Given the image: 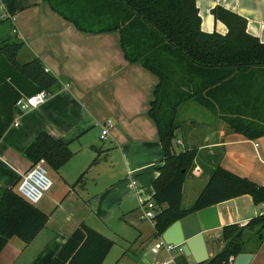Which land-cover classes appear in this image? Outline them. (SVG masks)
<instances>
[{
	"label": "crops",
	"instance_id": "1",
	"mask_svg": "<svg viewBox=\"0 0 264 264\" xmlns=\"http://www.w3.org/2000/svg\"><path fill=\"white\" fill-rule=\"evenodd\" d=\"M196 5L203 31L226 33V25L210 12L219 5L243 16L247 32L264 42V0H196ZM0 10L7 18L0 25V41H21L17 59L39 58L57 80L38 107L21 110L14 106L13 121L0 137V190H16L32 164L24 149L40 131L64 140L73 152L57 170L50 167L54 183L34 204L48 215L46 223L28 243L10 237L0 250V264H47L81 223L108 238L111 233L125 240L123 223L141 232L143 204L152 201V183L164 159L156 126L148 114L157 77L125 59L116 31L82 32L42 0H0ZM208 113L209 127L201 139L189 141L183 135L176 140L182 150L196 149L189 170L193 180L187 183L192 194L187 207L183 205L186 179L182 186L184 209L192 206L218 165L264 185L261 162L253 157L264 156V138L247 139L224 127L218 114ZM107 122V133L100 138ZM92 146L100 149L95 164H91L97 154ZM215 206L220 226L203 232L209 257L224 245L220 239L223 225L244 224L264 212V205H255L246 194ZM153 235L161 237L154 227ZM136 240L128 247H134ZM113 242L102 264L155 263L143 255L131 259L132 254L126 251L109 258ZM246 249L253 254L249 264H264V239L259 244L250 241Z\"/></svg>",
	"mask_w": 264,
	"mask_h": 264
},
{
	"label": "trees",
	"instance_id": "2",
	"mask_svg": "<svg viewBox=\"0 0 264 264\" xmlns=\"http://www.w3.org/2000/svg\"><path fill=\"white\" fill-rule=\"evenodd\" d=\"M88 33L118 32L125 59L139 63L158 82L149 102L164 159L152 183L156 214L155 234L160 236L174 221L200 209L240 195L264 205V185L216 166L190 208L181 206L182 186L192 167L196 149L175 151L180 105L192 100L218 114L228 127L247 139L264 138V42L246 30V19L222 6L210 12L226 25L225 34L201 29L196 0H42ZM7 18L0 15V25ZM21 41H0V137L13 121V108L21 96L40 90L49 93L56 78L39 58L17 59ZM99 159L100 149L92 146ZM73 152L64 140L40 131L24 149L35 163L43 159L54 170ZM48 215L22 198L13 187L0 190V250L12 236L30 242ZM246 232H250L249 235ZM223 247L200 264H231L247 243L264 239V212L244 224L221 227ZM113 240L79 224L47 264H102ZM172 264H190L182 253Z\"/></svg>",
	"mask_w": 264,
	"mask_h": 264
},
{
	"label": "rangeland",
	"instance_id": "3",
	"mask_svg": "<svg viewBox=\"0 0 264 264\" xmlns=\"http://www.w3.org/2000/svg\"><path fill=\"white\" fill-rule=\"evenodd\" d=\"M208 114V111L201 108L193 101H189V103L182 105L176 118V121L178 124H180V127L176 131L175 137L173 139V149L175 151L178 152L183 149V146L178 145V142L176 141L177 138L182 139L183 135L189 141L194 137H197V139H201V135L206 132L209 127V124L207 122L209 116ZM223 124L224 127H228L225 122ZM253 157L255 158L258 164H260L261 162L260 166L262 167V176H260V178L262 179L261 181H263L264 183V168L262 165L264 161V156L258 157L254 154ZM44 167L52 183H54V175L52 173V169L46 163L44 164ZM185 179L186 185L184 190L183 205L187 207L189 205V199L192 196V194L190 193V186L187 185L189 181L193 180V176H191L190 171L187 172ZM151 222V220L149 221L144 219L142 221L143 224L141 227V232L138 229L130 227L128 224H120L121 231L124 232V237H126L125 240L123 238H119L114 234L109 233V238L115 241V246L113 247L109 258L119 257L121 253L126 251V253L130 252L132 254L130 256L131 259H135L136 256L138 257L139 255H143L142 257L148 262L160 263L163 259H174L177 255H181L182 252H180L178 249H175L169 254L166 253L163 249H160L159 253L157 254H154L150 251L151 246L159 239L155 235H153V227ZM138 234H140V236H138ZM133 240H136L134 247H128L130 246Z\"/></svg>",
	"mask_w": 264,
	"mask_h": 264
},
{
	"label": "built area",
	"instance_id": "4",
	"mask_svg": "<svg viewBox=\"0 0 264 264\" xmlns=\"http://www.w3.org/2000/svg\"><path fill=\"white\" fill-rule=\"evenodd\" d=\"M0 15H2L1 10ZM49 94L50 93L46 90H40L28 96H21L16 100L14 106L20 108L21 110L34 109L42 104L48 98ZM14 125H17V123L14 122ZM109 125L110 123L107 122L103 127L100 138L105 137V134L107 133V127ZM253 145L254 147H257L258 143L254 142ZM44 164L45 161L43 159L32 163L28 170L22 174L16 186L17 193L32 204L37 203L52 185V181L45 170ZM155 214L156 210L153 201L145 202L142 208V218L152 221ZM160 249H163L168 254L175 249H178L180 252H182L181 245L167 243L161 237L151 246L150 251L154 254H157ZM173 262V258H169L164 259L160 263L154 264H172Z\"/></svg>",
	"mask_w": 264,
	"mask_h": 264
},
{
	"label": "water",
	"instance_id": "5",
	"mask_svg": "<svg viewBox=\"0 0 264 264\" xmlns=\"http://www.w3.org/2000/svg\"><path fill=\"white\" fill-rule=\"evenodd\" d=\"M220 226L217 208L208 206L174 221L161 234V238L174 245H181L182 253L190 264H200L208 260L203 232ZM253 254L241 252L231 264H249Z\"/></svg>",
	"mask_w": 264,
	"mask_h": 264
}]
</instances>
